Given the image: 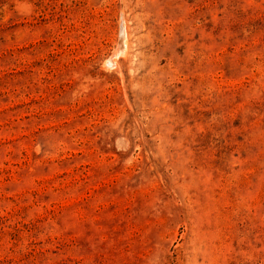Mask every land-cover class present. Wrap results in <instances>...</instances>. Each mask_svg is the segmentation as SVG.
<instances>
[{"label": "rangeland", "instance_id": "rangeland-1", "mask_svg": "<svg viewBox=\"0 0 264 264\" xmlns=\"http://www.w3.org/2000/svg\"><path fill=\"white\" fill-rule=\"evenodd\" d=\"M0 264H264V0H0Z\"/></svg>", "mask_w": 264, "mask_h": 264}]
</instances>
